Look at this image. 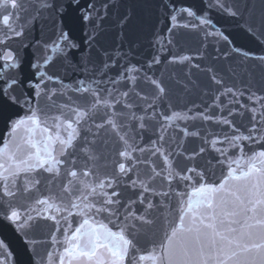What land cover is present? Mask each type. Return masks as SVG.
Returning a JSON list of instances; mask_svg holds the SVG:
<instances>
[{"label": "snow or ice", "instance_id": "obj_1", "mask_svg": "<svg viewBox=\"0 0 264 264\" xmlns=\"http://www.w3.org/2000/svg\"><path fill=\"white\" fill-rule=\"evenodd\" d=\"M4 111L28 264H264V0H0Z\"/></svg>", "mask_w": 264, "mask_h": 264}, {"label": "water", "instance_id": "obj_2", "mask_svg": "<svg viewBox=\"0 0 264 264\" xmlns=\"http://www.w3.org/2000/svg\"><path fill=\"white\" fill-rule=\"evenodd\" d=\"M43 25H37L36 28L33 30L31 35L28 37V40L31 41L33 38L35 39H42L46 34L48 29H45L44 32H41V28ZM228 31H232L231 27H228ZM16 46V45H13ZM195 46V45H194ZM34 49H21V55L25 58V65L23 72L27 73L30 71L28 68V61L32 59V53ZM10 115L9 111L0 112V137H3L6 131V121L8 116ZM47 195L48 193H44ZM75 226V225H74ZM115 231L116 229L113 228ZM0 236L6 237L12 244L13 248L16 250L19 256L20 264H28V254L25 252L23 241L14 233L12 226L8 225L7 223L0 224ZM62 239V237H60ZM61 247L62 246H58Z\"/></svg>", "mask_w": 264, "mask_h": 264}]
</instances>
